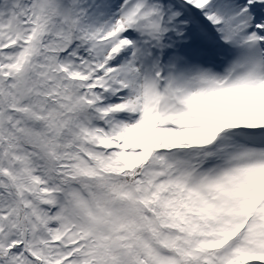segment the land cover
<instances>
[{"label":"snow or ice","instance_id":"1","mask_svg":"<svg viewBox=\"0 0 264 264\" xmlns=\"http://www.w3.org/2000/svg\"><path fill=\"white\" fill-rule=\"evenodd\" d=\"M0 264H264V0H0Z\"/></svg>","mask_w":264,"mask_h":264}]
</instances>
